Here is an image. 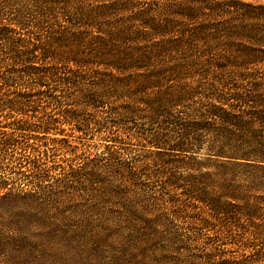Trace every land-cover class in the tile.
Instances as JSON below:
<instances>
[{"label":"trees","instance_id":"obj_1","mask_svg":"<svg viewBox=\"0 0 264 264\" xmlns=\"http://www.w3.org/2000/svg\"><path fill=\"white\" fill-rule=\"evenodd\" d=\"M79 190L113 264H264L263 3L0 0V264Z\"/></svg>","mask_w":264,"mask_h":264},{"label":"rangeland","instance_id":"obj_2","mask_svg":"<svg viewBox=\"0 0 264 264\" xmlns=\"http://www.w3.org/2000/svg\"><path fill=\"white\" fill-rule=\"evenodd\" d=\"M244 1L264 4V0ZM133 147L132 149H134ZM139 150L142 149L138 146L136 153ZM91 197V194L87 195V193L79 190L68 194L63 199L66 201L65 204L63 203L64 208L74 209V211L69 213L70 216L72 215L69 226L63 228L66 232L60 236L52 235L53 232H56L55 225H52L53 227L50 229V226L46 228L41 224L42 221L40 219L44 212L42 207L38 208L35 206L30 212L31 215H29L30 230L26 232L29 237V244L15 246L12 255L16 251L18 252L12 258L14 264H113V259L125 260L124 254L118 252L123 250L121 245L114 241H124V233L119 236L116 235L117 238H113L114 240L102 242L101 238H99L100 233L103 232L101 226L83 222V217L87 218L88 216L83 211L77 210V208L84 202V199H90ZM53 205V209H57V211L61 208L59 203ZM109 208L115 209L111 206ZM48 211L51 212L50 209ZM80 220L82 221L81 223ZM191 238L193 239L194 237L191 236ZM97 239H99L98 242ZM196 242L194 247L197 249H205L209 246L208 241L204 239H197ZM229 250L231 251L229 254L232 256L239 252L236 248Z\"/></svg>","mask_w":264,"mask_h":264}]
</instances>
